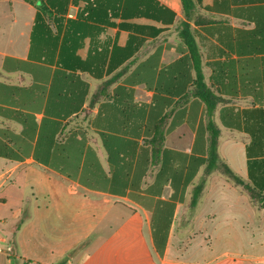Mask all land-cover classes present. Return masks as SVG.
Returning <instances> with one entry per match:
<instances>
[{
    "label": "crops",
    "instance_id": "crops-1",
    "mask_svg": "<svg viewBox=\"0 0 264 264\" xmlns=\"http://www.w3.org/2000/svg\"><path fill=\"white\" fill-rule=\"evenodd\" d=\"M190 2L0 0V264H264V0Z\"/></svg>",
    "mask_w": 264,
    "mask_h": 264
},
{
    "label": "trees",
    "instance_id": "trees-1",
    "mask_svg": "<svg viewBox=\"0 0 264 264\" xmlns=\"http://www.w3.org/2000/svg\"><path fill=\"white\" fill-rule=\"evenodd\" d=\"M29 3H33L34 0H25ZM185 8V13L187 17H190L191 10L193 9V5L191 4L190 0H182ZM187 46L189 48L192 60L194 62L196 71H197V79H196V86L202 90H204L203 98L205 99L207 105H208V112L209 115H212L214 112L216 106L218 103H220V100L216 98L209 90L206 89L205 84L203 83V78L201 74V60L199 51L197 49V46L195 44V41L191 36L185 37ZM13 62H15L11 58H7L5 61V68L9 71H13L19 68L17 65H13ZM2 115L18 120L20 121V117L16 114H13L10 111L2 112ZM211 130H212V141H211V148L209 151L210 156V162L209 166L207 167V173H210L214 170L220 171L224 176L231 179L238 185H244L243 181L231 170V168L224 163L218 154V137H219V130L216 128L214 124H210ZM0 135L6 138H9L13 141V143L18 146V135H15L7 130H1L0 129ZM252 148H248L247 155L248 157H252L253 155ZM0 156L8 157L12 159H18V156L12 152V150L7 149L5 146L0 144ZM249 175L252 178L253 185L252 186H246L247 190L250 193L251 199L253 203H262L264 206V195L262 193L264 192V160H262L261 163L259 162H251L249 163ZM203 186H199V190ZM62 264V263H61Z\"/></svg>",
    "mask_w": 264,
    "mask_h": 264
},
{
    "label": "rangeland",
    "instance_id": "rangeland-1",
    "mask_svg": "<svg viewBox=\"0 0 264 264\" xmlns=\"http://www.w3.org/2000/svg\"><path fill=\"white\" fill-rule=\"evenodd\" d=\"M1 167V164H0ZM13 207L14 206H3L0 203V236L11 231L13 224Z\"/></svg>",
    "mask_w": 264,
    "mask_h": 264
},
{
    "label": "built area",
    "instance_id": "built-area-1",
    "mask_svg": "<svg viewBox=\"0 0 264 264\" xmlns=\"http://www.w3.org/2000/svg\"><path fill=\"white\" fill-rule=\"evenodd\" d=\"M0 251H1V246H0Z\"/></svg>",
    "mask_w": 264,
    "mask_h": 264
}]
</instances>
